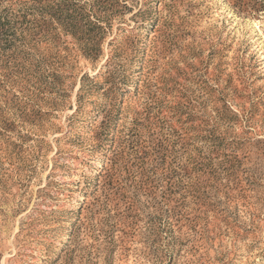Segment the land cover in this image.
<instances>
[{
	"label": "rangeland",
	"instance_id": "374dc122",
	"mask_svg": "<svg viewBox=\"0 0 264 264\" xmlns=\"http://www.w3.org/2000/svg\"><path fill=\"white\" fill-rule=\"evenodd\" d=\"M0 264H264V0H0Z\"/></svg>",
	"mask_w": 264,
	"mask_h": 264
}]
</instances>
